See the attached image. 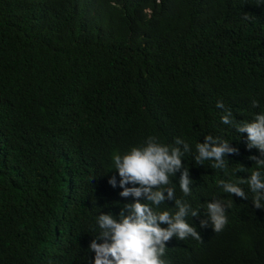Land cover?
I'll return each mask as SVG.
<instances>
[{"label": "trees", "instance_id": "trees-1", "mask_svg": "<svg viewBox=\"0 0 264 264\" xmlns=\"http://www.w3.org/2000/svg\"><path fill=\"white\" fill-rule=\"evenodd\" d=\"M226 110L264 112V0H0V264H91L97 216L133 199L112 156L150 136L190 145L191 194L179 172L173 183L200 212L187 222L201 240L173 237L167 264H264V209L247 184V200L218 184L247 179L260 156ZM209 134L238 149L225 169L195 162ZM213 199L226 206L218 233L200 226Z\"/></svg>", "mask_w": 264, "mask_h": 264}, {"label": "clouds", "instance_id": "clouds-1", "mask_svg": "<svg viewBox=\"0 0 264 264\" xmlns=\"http://www.w3.org/2000/svg\"><path fill=\"white\" fill-rule=\"evenodd\" d=\"M244 18L249 19L247 15ZM253 106H257L255 101ZM217 108H224L223 103L218 101ZM221 121L231 125L239 134L246 133L247 148L259 150L260 156L249 157L257 167L247 179L237 182L219 180L218 184L225 193L245 200L248 196L240 185L247 184L254 194L252 202L255 208L264 209V173L261 171L264 169V112L256 114L251 121H236L232 112L226 110ZM190 150V145L181 138H176L174 145H165L157 137L150 136L143 144L132 146L123 154H113V169L118 172L119 186L123 189L119 195L133 199L122 204L118 215L109 212L97 216L96 224L100 231L88 246L89 251L95 253L91 264H167L163 257L167 243L173 237L184 240L190 236L201 240L196 227L187 222L189 214L198 217L200 212L176 198L173 183L179 172L176 184L185 196L191 194L193 180L189 169L182 163V157ZM195 151L197 164L211 160L215 169H225V157L238 153V149L230 146L228 141L211 134L204 136L202 143H196ZM108 183L115 188L116 176L113 175ZM169 200L174 201L175 212L160 208ZM205 216L206 219L200 220V226L207 227L210 220L217 233L228 223L226 206L220 199L206 202Z\"/></svg>", "mask_w": 264, "mask_h": 264}]
</instances>
